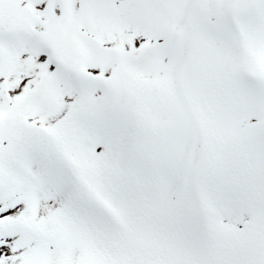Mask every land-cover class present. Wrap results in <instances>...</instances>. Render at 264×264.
Wrapping results in <instances>:
<instances>
[{
  "label": "snow or ice",
  "instance_id": "snow-or-ice-1",
  "mask_svg": "<svg viewBox=\"0 0 264 264\" xmlns=\"http://www.w3.org/2000/svg\"><path fill=\"white\" fill-rule=\"evenodd\" d=\"M0 264H264V0H0Z\"/></svg>",
  "mask_w": 264,
  "mask_h": 264
}]
</instances>
